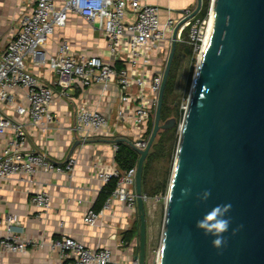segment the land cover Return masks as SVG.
Listing matches in <instances>:
<instances>
[{
    "label": "water",
    "instance_id": "water-1",
    "mask_svg": "<svg viewBox=\"0 0 264 264\" xmlns=\"http://www.w3.org/2000/svg\"><path fill=\"white\" fill-rule=\"evenodd\" d=\"M202 7L203 0H197L186 21ZM212 18L180 128L158 264H264V0H213ZM181 26L172 36L149 139L93 140L126 143L140 155L135 185L139 264H147L144 165L159 133L176 124L173 118L162 122V110ZM84 143L88 141L77 140L68 159ZM205 191L211 193L207 199ZM226 204L231 209L224 219L230 224L217 249L215 237L196 223L216 205Z\"/></svg>",
    "mask_w": 264,
    "mask_h": 264
},
{
    "label": "built area",
    "instance_id": "built-area-1",
    "mask_svg": "<svg viewBox=\"0 0 264 264\" xmlns=\"http://www.w3.org/2000/svg\"><path fill=\"white\" fill-rule=\"evenodd\" d=\"M70 15L80 16L96 26L108 40L111 54L125 56L126 67L117 70L100 57L77 55L65 41L58 45L55 54H48L51 37L58 28L67 25ZM211 21L212 6L206 18H192L187 26V39L179 34L178 40L190 45L202 56ZM175 27L173 20L163 25L159 8L140 0H31L29 6L22 7L18 30L0 58V136H9L5 144L0 143V182L16 176L31 178L39 173H73L76 158L70 157L65 163L57 164L47 154L27 152L24 146L29 126L47 132L55 123L50 106L69 99L74 88L95 84L107 88L117 83L121 91L118 118L139 132H145L156 111L164 77V71L152 75V53L168 35H172ZM29 64L48 68L55 77L54 84L44 83L29 70ZM188 106L189 101L181 106L182 121ZM6 110L14 111L20 118H29L30 123L17 120ZM75 131L84 140L110 138L112 133L107 118L88 107L77 110ZM140 147H145V144H140ZM114 149L117 152V144H114ZM92 169L102 184L115 180L116 185L101 211L87 210L85 224L95 225L101 221L111 211L113 201L123 204L132 213H138L137 167L121 172L95 157ZM143 198L145 203L151 200L146 195ZM30 200L42 212L51 208V197L46 191L36 192ZM2 226L6 234L0 237V250L19 254L29 248L43 247V244L24 236V229L16 215L0 216ZM51 248L60 253L62 264H139L136 260L129 263L115 261L109 247L92 250L67 236L53 240Z\"/></svg>",
    "mask_w": 264,
    "mask_h": 264
},
{
    "label": "crops",
    "instance_id": "crops-1",
    "mask_svg": "<svg viewBox=\"0 0 264 264\" xmlns=\"http://www.w3.org/2000/svg\"><path fill=\"white\" fill-rule=\"evenodd\" d=\"M140 1L159 8V17L163 25L169 20H173L176 27L182 24L178 36L181 34L184 39L183 34L186 33L187 39V26L190 20H186L195 11L197 0ZM30 4L31 0H0V58L18 30L21 8ZM173 33L168 35L152 53V75L165 71L163 61L170 49ZM64 41L77 55L97 56L114 66L120 64L121 69L127 65L124 62L125 56L112 55L106 37L96 26L80 16L70 15L67 25L55 31L47 46L48 54H55L58 45ZM178 43L181 42L178 40ZM28 68L44 83L54 84L55 77L48 68H37L30 64ZM120 105L121 91L117 83H112L107 88L102 84L87 88L78 87L70 91L69 99L55 102L50 106L55 123L47 132L43 133L40 129L29 126L24 150L45 153L57 164H63L68 160L77 140H84L75 131L76 113L80 107L96 110L106 117L112 133L110 138L87 139L88 143L81 144L75 149L71 157L77 159V164L71 175L39 173L31 178L16 176L9 181L0 182V216L16 215L24 229V236L43 244V247L29 248L19 254L0 250V264H62L60 253L51 248L52 241L62 236L71 237L92 250L109 247L115 261L129 263L135 260V256L139 254L138 234L130 241L124 237L136 227L137 214L130 212L123 204L113 201L111 211L107 212L101 221L95 225L84 223L85 213L88 209H94L98 196L105 186L92 169L93 159L99 157L103 164L116 167L114 144L93 140L126 138L137 142L144 133L120 121L118 118ZM6 113L25 124L30 123L29 118H20L14 111L6 110ZM8 138V135L0 136V143L5 144ZM42 190L48 192L51 197V208L47 212L40 211L30 200L32 195ZM149 204L150 202L146 203V212L152 238L156 228L149 220ZM5 234V227H0V237Z\"/></svg>",
    "mask_w": 264,
    "mask_h": 264
},
{
    "label": "trees",
    "instance_id": "trees-1",
    "mask_svg": "<svg viewBox=\"0 0 264 264\" xmlns=\"http://www.w3.org/2000/svg\"><path fill=\"white\" fill-rule=\"evenodd\" d=\"M210 2L211 0H203L202 11L198 15L200 18L204 19L208 16ZM183 37L184 39H186V33L183 34ZM191 48L192 47L186 43H179L178 46L176 47V52L164 96L162 122H166L167 120H169L173 111H175L178 121L181 120V114L179 112L178 104L176 105V102H174L172 109L170 107V103L175 95L177 71L179 69V56H180L179 54L184 52L186 54L191 55L192 53ZM115 68L117 70H121V65L117 64ZM154 119L155 117H153L152 114V117L150 118L147 124L146 131L142 134L141 139H144L146 141L149 139L154 127ZM178 138H179V134L177 132V126L173 127L168 131L159 133L144 165V172H143L144 195L152 198L158 194L166 193L167 184L165 183H162V186L157 185L155 189H149L150 187L149 177L153 169L154 163L163 159H172V157L174 156L176 145L178 143ZM117 145H118V150L115 155L116 168L121 172H126L128 170L136 168L140 159V155L126 143H118ZM115 185H116V181L111 180L107 185L104 186L94 206L95 210L97 211L101 210L107 199L115 190ZM138 232H139V220L136 227L132 231L127 232L125 234L124 239L130 241L136 234H138Z\"/></svg>",
    "mask_w": 264,
    "mask_h": 264
},
{
    "label": "rangeland",
    "instance_id": "rangeland-1",
    "mask_svg": "<svg viewBox=\"0 0 264 264\" xmlns=\"http://www.w3.org/2000/svg\"><path fill=\"white\" fill-rule=\"evenodd\" d=\"M212 1L210 2L209 12L212 6ZM209 14V13H208ZM179 44V43H178ZM177 44V46H178ZM191 55L186 54L184 52L180 53L179 55V69L177 71V80H176V87H175V95L171 100L170 107L173 109V103L176 102L178 104L179 112L181 114V106L183 103H186L190 99L192 85L194 78L197 73L199 61L201 58V54L199 52L194 51L193 48ZM171 52V48L166 54L165 59L163 61V69L165 70L169 55ZM155 114V111L153 115ZM176 119L177 132L180 138V128L183 123L182 121V114L181 120L178 121L175 111L172 112L170 119ZM179 138L178 143L176 145V149L174 152V156L172 159H163L159 160L153 165V169L151 171L149 177V189H155L157 185L162 186V183L167 184V191L164 194H158L154 197H149L150 204H149V220L150 223L153 224L156 228V233L152 238L150 237V230H149V221L146 216L147 220V247H149V259L147 264H157L159 258V252L161 249V242L163 237V229H164V218L166 213V206L168 200V191L173 175V170L176 162V155L177 149L179 145ZM138 220V219H136ZM148 250V248H147Z\"/></svg>",
    "mask_w": 264,
    "mask_h": 264
},
{
    "label": "clouds",
    "instance_id": "clouds-1",
    "mask_svg": "<svg viewBox=\"0 0 264 264\" xmlns=\"http://www.w3.org/2000/svg\"><path fill=\"white\" fill-rule=\"evenodd\" d=\"M182 194H186L185 190H182ZM209 191H205L203 198L207 199L210 196ZM231 209L230 204L216 205L210 212L206 213L205 216L198 220L196 227L204 230L205 235H212L215 237L212 241L214 248H221L224 244L223 233L228 231L230 221L224 219L225 214Z\"/></svg>",
    "mask_w": 264,
    "mask_h": 264
},
{
    "label": "bare ground",
    "instance_id": "bare-ground-1",
    "mask_svg": "<svg viewBox=\"0 0 264 264\" xmlns=\"http://www.w3.org/2000/svg\"><path fill=\"white\" fill-rule=\"evenodd\" d=\"M212 20H213V18H212ZM212 22H213V21H211V26H212ZM210 33H211V29H210V31H209L208 37H207L206 42H205V45H204V51H205V49H206V47H207V45H208V42H209V35H210Z\"/></svg>",
    "mask_w": 264,
    "mask_h": 264
}]
</instances>
